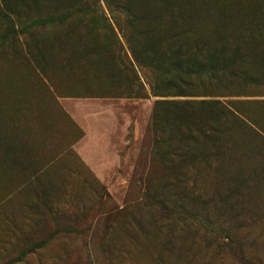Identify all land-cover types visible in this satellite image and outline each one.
<instances>
[{
	"label": "rangeland",
	"instance_id": "rangeland-1",
	"mask_svg": "<svg viewBox=\"0 0 264 264\" xmlns=\"http://www.w3.org/2000/svg\"><path fill=\"white\" fill-rule=\"evenodd\" d=\"M130 33L215 48L235 74L171 94ZM215 99L244 121L221 161L264 168V0H0V264H264V180L230 194L214 156L183 177L156 144L160 101Z\"/></svg>",
	"mask_w": 264,
	"mask_h": 264
},
{
	"label": "trees",
	"instance_id": "trees-1",
	"mask_svg": "<svg viewBox=\"0 0 264 264\" xmlns=\"http://www.w3.org/2000/svg\"><path fill=\"white\" fill-rule=\"evenodd\" d=\"M128 10V9H127ZM129 11V10H128ZM135 22H147L155 19L154 11L148 8L134 9ZM132 34L126 37L132 51L136 52L139 49L141 54H134V59L138 65H144L151 70H156L158 67L163 69L164 79L157 87L163 88L171 94L179 96H190L192 89L197 80L203 77L226 78L229 75H234L232 66L228 59L220 55L215 48L207 47L206 45L196 44L187 51H183L182 45L172 44L166 49L160 47L158 39L147 38L144 33ZM158 41V42H157ZM147 54V57L143 55ZM155 85L153 86L156 90ZM197 110L200 113L207 115L204 124L193 128L198 123L196 120ZM155 133L157 145H168L171 147L169 152L174 158H170V167L179 168V163L182 171L180 175L186 177L184 167L196 160L209 161L212 156L216 159V171L219 172L220 178L227 181L226 191L231 194L232 191L243 192L244 185L248 187L252 180H264V168L258 170L244 171L239 166L223 163V158L227 155V147L225 145L226 128L230 123H241L244 121L230 107V103L222 100H201V101H160L155 112ZM206 137L212 139L211 149L198 150V138ZM176 159L179 160L176 161ZM222 160V161H221ZM175 161L178 166H175ZM228 163V162H227ZM180 200L188 199L190 195L189 187H183L175 193ZM153 198V195L149 196ZM194 199H203L202 194H196ZM209 201H203L201 212L207 214V206ZM169 206L166 204L165 209L169 212L170 221L176 214L174 221L179 220L182 212L189 213L191 211L188 205L181 202L178 206ZM236 211V209H233ZM238 217V216H237Z\"/></svg>",
	"mask_w": 264,
	"mask_h": 264
}]
</instances>
